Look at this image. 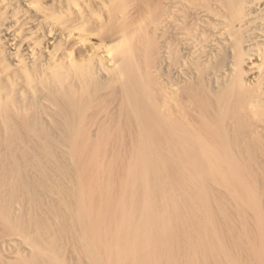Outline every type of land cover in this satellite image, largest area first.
<instances>
[{
  "label": "bare ground",
  "instance_id": "bare-ground-1",
  "mask_svg": "<svg viewBox=\"0 0 264 264\" xmlns=\"http://www.w3.org/2000/svg\"><path fill=\"white\" fill-rule=\"evenodd\" d=\"M0 264H264V0H0Z\"/></svg>",
  "mask_w": 264,
  "mask_h": 264
}]
</instances>
